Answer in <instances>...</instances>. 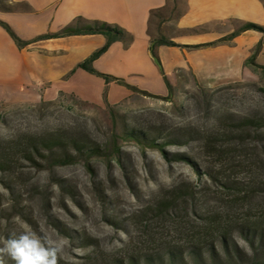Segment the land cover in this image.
Returning a JSON list of instances; mask_svg holds the SVG:
<instances>
[{
	"label": "rangeland",
	"instance_id": "obj_1",
	"mask_svg": "<svg viewBox=\"0 0 264 264\" xmlns=\"http://www.w3.org/2000/svg\"><path fill=\"white\" fill-rule=\"evenodd\" d=\"M183 11L172 0L152 31ZM174 89L172 102L2 105L0 146L54 136L98 154L0 173V247L27 232L63 240L58 264H150L187 256L214 222L264 223V71L216 89L179 73Z\"/></svg>",
	"mask_w": 264,
	"mask_h": 264
},
{
	"label": "crops",
	"instance_id": "obj_2",
	"mask_svg": "<svg viewBox=\"0 0 264 264\" xmlns=\"http://www.w3.org/2000/svg\"><path fill=\"white\" fill-rule=\"evenodd\" d=\"M172 0H4L0 22L8 25L23 42L19 48L0 26V107L55 103L73 97L96 107L118 106L129 100L167 98L168 87L161 68L174 84L179 73H189L204 89H216L251 78L264 68V47L255 56L264 34L241 33L219 43L243 26L264 29V0H184L176 20L152 31L156 16L170 8ZM95 24L118 27L132 43L118 42L100 57L93 69L123 81L107 84L78 67L107 45L100 35L54 38L33 43L43 36H57L67 29ZM166 39L178 47H160L151 56L154 40ZM219 43V44H218ZM217 44L215 46H210ZM210 46V47H204ZM255 56L254 63L250 60Z\"/></svg>",
	"mask_w": 264,
	"mask_h": 264
},
{
	"label": "trees",
	"instance_id": "obj_3",
	"mask_svg": "<svg viewBox=\"0 0 264 264\" xmlns=\"http://www.w3.org/2000/svg\"><path fill=\"white\" fill-rule=\"evenodd\" d=\"M2 1L4 0H0V2ZM0 26L8 32L19 48H26L31 44L20 40L8 25L0 22ZM249 31L264 34V29L256 25L248 24L243 26L232 36L219 43L232 41L241 33ZM91 35H100L105 37L107 45L102 50L95 53L89 60L81 64L78 69L104 79L107 84L118 83L125 86L123 81L101 75L93 69V64L100 57L106 54L113 44L118 42L132 43V37L118 27H111L105 24H95L92 27H85L81 29H67L60 35L43 36L36 39L33 43L54 38ZM215 45L217 44L210 46ZM160 47L176 48L178 46L163 38L153 41L150 53L159 68H161V63L156 54V50ZM263 47L264 41H262V43L258 46L255 56L261 52ZM255 56L252 60H250V63H254ZM256 69L264 71V68L256 67ZM161 73L169 91V96L167 98L152 97L147 93L140 92L134 88H128L147 98H154L164 102H172V100H174L175 89L165 76L162 68ZM106 107L111 106L106 104ZM85 150L86 148H84V146H80L77 142L72 141L68 144L61 138L54 136L49 138L28 137L25 141H12L4 146H0V173L10 171L14 167L18 166L20 161L28 163L33 168H41L43 164L51 168L66 167L75 164L76 161L79 160L80 156L92 159L98 154V149L89 151ZM258 225L259 224H252L249 222L244 225H240L239 223H235L233 225L232 222H214L209 228H205V231H207L206 234L200 235L199 244L191 248L189 250L190 252L187 253V256L183 254L185 252H178L169 249L166 253L158 255L157 258L147 262H151L150 264H263L264 223L260 226ZM236 235H238L239 239L250 247L251 255L246 254L238 247Z\"/></svg>",
	"mask_w": 264,
	"mask_h": 264
},
{
	"label": "clouds",
	"instance_id": "obj_4",
	"mask_svg": "<svg viewBox=\"0 0 264 264\" xmlns=\"http://www.w3.org/2000/svg\"><path fill=\"white\" fill-rule=\"evenodd\" d=\"M63 240L53 241L47 235L35 233L10 235L0 247V264L10 259L14 264H58L63 251Z\"/></svg>",
	"mask_w": 264,
	"mask_h": 264
}]
</instances>
